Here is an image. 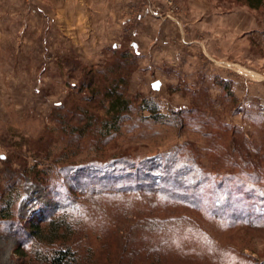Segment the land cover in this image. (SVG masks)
I'll return each mask as SVG.
<instances>
[{"label": "rangeland", "instance_id": "obj_1", "mask_svg": "<svg viewBox=\"0 0 264 264\" xmlns=\"http://www.w3.org/2000/svg\"><path fill=\"white\" fill-rule=\"evenodd\" d=\"M88 3L95 8L94 2ZM194 3L227 12L230 23L238 26V31L229 27L223 33L222 48L214 39L218 33L209 31L211 36L204 39L211 55L202 57L222 59L237 75L238 81L227 78L233 96L217 80L225 78L219 74L196 86L179 84L171 90L166 84L163 94L160 88H138L137 76L131 80L138 66L131 42L139 37V14L144 15L148 36L161 28L175 36L182 29L193 36L196 27L189 17ZM68 5L75 7L77 1L0 0V196L10 185L14 194L23 193L15 203L13 221L0 218V264H48L34 257L35 243L27 242L17 223L18 217L45 207L60 208L49 186L31 177L34 170H45L49 184L58 189L68 183L69 164L113 152L141 160L175 148L183 158L179 163L199 167L204 177L194 187L197 198L164 201L157 193L139 197L124 191L95 196L80 191L72 196L77 227L71 241L87 257L80 264H151L144 258L146 245L162 247V264H264V2L254 9L239 0L118 1L117 18L108 19L107 25L116 47L108 44L110 48L92 57L97 49L83 40L95 36L84 32ZM156 20L162 26H156ZM114 50L136 60L125 70L130 72L126 94L133 110L104 147L92 133L74 131L83 117L76 105L103 115L97 97L89 104L84 99L88 90L78 87L87 79V70L103 65ZM135 96L152 97L163 112L183 113L154 120L147 111L137 110ZM197 174L192 180L199 179ZM172 188L168 184V190ZM144 218L153 219L147 222L149 231L144 230ZM154 225L160 229H152ZM18 246L22 251H16ZM37 246L42 252L52 248Z\"/></svg>", "mask_w": 264, "mask_h": 264}, {"label": "trees", "instance_id": "obj_2", "mask_svg": "<svg viewBox=\"0 0 264 264\" xmlns=\"http://www.w3.org/2000/svg\"><path fill=\"white\" fill-rule=\"evenodd\" d=\"M250 8H259L264 0H239ZM136 64V60L125 52H113L106 62L98 66L96 70L89 68L87 70V79L84 78L79 84L78 90L85 88L88 94L84 96L85 101L92 104L96 99L103 115L97 116L89 112L87 106L76 105L77 110L82 113L81 123L76 125L74 131L85 136L91 133L98 137L104 147L121 131V123L127 118L133 110V100L126 94L127 81L130 72L125 71L130 64ZM130 71V70H129ZM218 77V76H217ZM217 80L223 88H227L228 93L233 96L230 90L231 82L229 79L218 77ZM102 82V83H101ZM137 110L147 111V117L158 121H166L167 118L174 119L183 113V109L170 110L163 112L159 104L152 97H144L137 100ZM169 114V116L167 115ZM102 150V148H101ZM178 149L169 150L161 154H153L143 159H135L133 155L116 154L113 152L106 157H99L95 161H84L75 166L65 167L67 169L68 183L61 184L58 189L48 182L49 175L45 170H34L32 176L39 183L49 186L53 195H56L60 201V208L45 207L34 212L29 217H18L19 231L27 236V242H34V257L44 259L48 264H80L82 256L72 245V235L77 227V220L72 210L75 201L72 199L75 193L81 191L86 195H98L103 191H124L128 193H137L139 197L158 194L171 198L175 201L184 200L185 197L197 198L195 192L197 186H200L203 176L199 174L200 168L183 161L178 154ZM103 156V155H100ZM179 163V164H178ZM75 169V170H74ZM195 173L193 176H188ZM199 176V179L193 177ZM186 174V175H185ZM206 178V177H205ZM191 179V184L187 181ZM172 185V191L168 190V184ZM14 185L6 188L0 196V218L4 221H13L14 206L17 199L23 197L20 190H15ZM98 187V190L96 188ZM175 190L177 193H175ZM200 195H203L201 193ZM83 196V195H81ZM79 197V196H75ZM150 199V196H148ZM163 201V203H164ZM151 202V200H150ZM156 200L153 201L155 203ZM191 206V204H188ZM222 209V208H221ZM223 211H226L224 209ZM144 218V230H150L147 222L153 221L152 218ZM159 228L152 226V229ZM160 229V228H159ZM123 231V230H122ZM37 244H46L52 246L48 251L40 250ZM161 246H144V258L151 259V264H162L163 252ZM16 251H22L21 247ZM32 264V262H28Z\"/></svg>", "mask_w": 264, "mask_h": 264}, {"label": "crops", "instance_id": "obj_3", "mask_svg": "<svg viewBox=\"0 0 264 264\" xmlns=\"http://www.w3.org/2000/svg\"><path fill=\"white\" fill-rule=\"evenodd\" d=\"M67 1L73 3L77 1V6L68 5L67 10L70 12L75 9L74 15L78 17V24L81 23L83 25V30L86 34L90 32L95 36L92 40L87 38L83 40L86 45L88 44L93 49H97L94 53L90 54L91 57L97 53L100 54L105 48H110L107 46L108 44L112 45V49L116 47L114 39H110V36L113 35L108 30L109 27L107 25H110L108 19L113 20L117 18V2L127 0ZM90 1L94 2L95 8L89 5L88 2ZM194 7L192 8L191 17H189L192 26L196 27L193 36L186 35L183 29L179 31V36H175L173 31H170V33L162 32V28L157 29L154 34L150 32L148 36L147 33L144 34V15L139 14L141 15L140 18L143 17L137 24L139 37L137 40H132L131 42L136 52L138 64L131 80L134 76H137L138 88L141 87L143 91L151 92L153 90L151 86L152 81L159 79L161 81L160 93L163 94L167 92V86L171 90L177 88L179 84L191 86V83H193L196 86V82L205 81L215 74H219L225 78H232L235 81L239 80L236 77L237 75L235 76L234 73L228 71L222 59L206 61L205 58H202L204 55H211L210 45L205 44L207 37L204 39V36H211L207 35L209 31L211 32L214 28V33H218V36H214V39L221 42L219 45L222 48L223 33L226 34L229 27H236L234 31H238V26H233L230 23V17L227 12H223L212 6L208 7L205 3L196 5L194 3ZM126 17L128 16L126 15ZM239 17H242L241 14ZM121 22L124 24V19ZM160 25L162 26L156 20V26ZM203 29H206V31ZM173 38L177 40H173ZM201 46L202 48H200ZM130 93H133V90H130Z\"/></svg>", "mask_w": 264, "mask_h": 264}, {"label": "water", "instance_id": "obj_4", "mask_svg": "<svg viewBox=\"0 0 264 264\" xmlns=\"http://www.w3.org/2000/svg\"><path fill=\"white\" fill-rule=\"evenodd\" d=\"M160 85H161V81L159 79H155L151 83V86H152L153 90H159Z\"/></svg>", "mask_w": 264, "mask_h": 264}]
</instances>
